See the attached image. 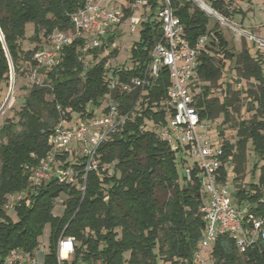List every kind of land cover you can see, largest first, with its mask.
I'll return each instance as SVG.
<instances>
[{
    "label": "trees",
    "instance_id": "obj_1",
    "mask_svg": "<svg viewBox=\"0 0 264 264\" xmlns=\"http://www.w3.org/2000/svg\"><path fill=\"white\" fill-rule=\"evenodd\" d=\"M211 8L227 17L231 13L225 0H210ZM85 0H0V84L8 85L10 66L14 76L24 67L42 74L41 84H31L18 111V121L10 118L0 126V264L15 249L32 254L45 225H48V246L44 264H56L57 240L71 236L72 256L62 264H192V256L203 236L205 193L201 188L195 161H177L175 152L163 140L160 131L167 128L171 108L166 103L168 71L159 69L156 78L139 95V88L121 91L120 84L142 77L150 60V50L161 36L156 18L159 0H148L139 31V39L130 49L127 67H109L107 57H98L102 50L89 51V65L78 59L82 39L75 38L61 47L58 61L40 66L34 53L40 43L59 29L71 26L69 16L83 7ZM174 13L183 24L185 35L194 44L206 34L207 16L191 0H171ZM201 3V2H199ZM204 6V5H203ZM206 7V6H204ZM123 17L132 11L122 8ZM236 12L234 9L232 13ZM31 23L29 38L34 46L22 49L25 26ZM109 29L106 28V31ZM206 50L201 52L198 67L200 82L215 84L220 79L225 60L234 61L238 72L236 83L243 77L256 82L255 89H245L251 119L234 123L237 139H223V155L217 179L224 185L231 168L235 192L233 200L251 204L249 212L264 213V51L250 52L242 48L236 53L216 24L208 32ZM114 35L106 37L112 43ZM253 45V44H252ZM254 46V45H253ZM109 55H116L113 49ZM22 69V70H21ZM111 80L114 85L111 86ZM236 86V84H235ZM220 101L212 97L207 85H199L194 102L201 119L221 115L222 125L230 123L232 112L238 111L242 89H232L227 81ZM118 103V114L125 115L117 130L108 133L96 149V169L86 170L88 155L75 149L56 151L50 165L52 171L71 168L70 183L53 175L37 186H30L34 169L52 149L49 136L65 108L77 113L81 121L95 115L106 98ZM106 105L101 113L107 112ZM66 119L70 116L67 113ZM18 130H16V128ZM250 141L259 161L258 183L242 187L246 163V145ZM77 150V149H76ZM187 154V153H186ZM72 157V158H71ZM192 168L191 180L178 181L177 165ZM112 167L108 172L104 165ZM81 187H84L82 190ZM24 193L13 206L16 219L6 212L7 195ZM63 197L60 214L54 213L53 200ZM59 206V205H58ZM254 207V208H253ZM210 264H264V241L239 253L233 239L217 237L207 253Z\"/></svg>",
    "mask_w": 264,
    "mask_h": 264
},
{
    "label": "built area",
    "instance_id": "obj_2",
    "mask_svg": "<svg viewBox=\"0 0 264 264\" xmlns=\"http://www.w3.org/2000/svg\"><path fill=\"white\" fill-rule=\"evenodd\" d=\"M196 1L199 3L201 0ZM147 2L148 0H126L125 4L120 5L121 10L117 12L110 9V4H117L115 0H85L83 7L70 14L71 26L65 30L53 31L45 42L48 45L38 49L33 57L40 66L54 65L58 61L61 47L71 43L75 38H80L82 45L78 59L87 67L89 65L87 55L90 50L103 45L106 28L118 25L123 20L122 8L133 11L139 6L145 8ZM159 3L156 18L161 25V36L150 50V60L145 73L142 77L132 78L129 84H120V90L129 91L137 87L140 95L150 85L151 78L157 77L161 67L167 69L169 85L166 103L171 108V114L168 126L160 131V136L172 148L173 143L182 145L187 155L195 161L199 182L205 193L203 206L205 229L193 253L192 264H210L208 250L220 235H229L239 253L245 252L259 241H264V213L255 215L249 212L251 206L249 202H246L244 207L236 208L226 186L217 179L223 155L221 147L223 139L217 136L220 143L215 145L211 142L208 133L213 122L201 119L193 97L201 85L197 72L199 56L206 50L208 36L200 35L194 44H190L183 24L174 13L171 0H159ZM199 5L218 19H224L203 2ZM226 25L238 33L243 32L237 25L229 22ZM245 34L254 43L255 48L264 51V38L246 32ZM30 80L32 84H41L35 69L32 70ZM114 82L111 80V86ZM107 107V112L95 115L88 121L75 123L74 126L66 125L63 119L57 123L48 139L52 149L34 169L30 176V186H37L53 175L57 176L60 182L73 181L74 171L71 168L57 171L50 169L55 152L67 150L71 143L80 145L82 151L88 155L86 170L96 169L95 155L99 143L108 133L117 130L125 117L118 114V103L110 101ZM183 173L185 180L190 181L192 168L188 164L184 166ZM19 199L21 196L15 193L7 195L5 208L12 209ZM259 201L263 202L264 197ZM62 203V196H57L53 200L55 206ZM45 251V243L40 241L32 254L15 249L2 264H44ZM73 251V237L61 234L56 245V264H62L63 260L69 259Z\"/></svg>",
    "mask_w": 264,
    "mask_h": 264
},
{
    "label": "rangeland",
    "instance_id": "obj_3",
    "mask_svg": "<svg viewBox=\"0 0 264 264\" xmlns=\"http://www.w3.org/2000/svg\"><path fill=\"white\" fill-rule=\"evenodd\" d=\"M117 2L116 5L110 4V9H113L117 12L121 10L122 4L126 3V0H115ZM198 8H200L199 3L197 1L191 0ZM205 5L211 7L210 0H201ZM226 8L231 13L229 16L225 17L221 13L217 12L218 15L222 16L224 19L220 20L215 15L210 14L205 11L202 7L200 8L207 16V24H206V34L211 32L214 26L217 24L218 29L222 31L225 37L229 40L231 46L233 47L236 53L240 52L242 48L249 49L250 52H254L255 45L252 41L246 36L245 32L257 37L264 38V0H225ZM107 4V2H106ZM236 12L232 13V10ZM132 11V10H131ZM144 11H148L144 7L139 6L138 8L133 9L132 14L126 17H123V20L118 24L111 26L104 35V42H103V50L101 54L98 56L100 57H107V65L109 67H127L129 65L128 59L130 58V49L134 42L138 41L139 39V31L141 29V20L144 17ZM229 22L231 24L237 25L238 28L243 29V32L238 33L234 31L232 28L226 25ZM33 26L31 23L26 24L25 26V39L22 41V49L23 51L30 50L34 44L29 39L32 35ZM114 35V39L112 43H107L106 37L109 35ZM254 46H253V45ZM45 42L40 43V47L47 46ZM115 49L116 55H109L110 52ZM262 51V50H261ZM22 63V73L19 75L17 74L16 77L13 73V83L12 88L10 89V75H9V82L8 85L0 84V126L6 121V119L10 118L13 122L18 121V111L23 102V98L27 95L29 87L31 86L32 82L30 80V76L32 74V70H29L24 67V62ZM234 61L225 60V66L222 70V74L220 79L215 84L201 82V85H207L210 88V93L212 97H217L220 101L223 98V89L227 81H230L232 89H242L240 94V103L236 104L239 105L238 111L232 112V120L230 123L222 125V139H228L230 141H235L237 139L236 136V128L234 123L241 119H251L254 111L248 110L246 102L248 98L246 97L245 89H255L256 82L250 81L246 78H241L237 83L234 80L235 78L238 79V72L235 68ZM37 76L40 78V82L43 78L42 74H38ZM236 84V86H235ZM239 85V86H238ZM111 99V98H110ZM110 99L107 97L101 107L95 109L96 114L101 113V109L104 108L110 102ZM69 114L70 118L66 119V114ZM79 115L75 112H72L70 108H65V110L61 111L59 114V121L63 119V123L66 125L74 126L75 123H80ZM170 117H168V121ZM213 122L211 126V130L208 133V136L211 142L215 145L219 144L218 130L220 123L222 121V116L218 115L211 119ZM19 127L16 128L18 130ZM0 142H5L4 138L0 137ZM173 148L176 147V143L172 144ZM70 149H75L73 155L79 153L82 149L80 145L75 143H71L69 145ZM77 149V150H76ZM81 149V150H80ZM175 157L177 161L181 158L187 159V163L191 164L193 160L182 150H177L175 152ZM72 158V157H71ZM44 159V158H42ZM257 161L256 155L252 149V145L250 141H248L246 145V163L244 166V178L241 182L242 187L250 184V183H258L259 177V167L262 164L261 161L257 164V169L255 170L254 174L251 173L252 167L254 163ZM104 168H107V171L110 173L112 172V167L107 164L104 165ZM179 179L178 181H182V174L184 167L178 163L177 165ZM227 181H226V188L228 190L229 195L231 196L232 203L236 208L239 206L244 207L246 205V201H243L241 205H238L234 202L232 194L235 192V187L232 182L233 180V172L231 168L227 169ZM19 196H24V193H15ZM54 205V204H53ZM62 211V207L59 205H54V213L60 214ZM6 212L12 217L13 220L16 219L15 211L14 210H6ZM48 232L49 228L48 225H45L43 229V233L40 236V241L45 243V246H48Z\"/></svg>",
    "mask_w": 264,
    "mask_h": 264
},
{
    "label": "water",
    "instance_id": "obj_4",
    "mask_svg": "<svg viewBox=\"0 0 264 264\" xmlns=\"http://www.w3.org/2000/svg\"><path fill=\"white\" fill-rule=\"evenodd\" d=\"M196 1V0H194ZM10 79H11V82H10V89L12 88V83H13V70H12V67L10 66Z\"/></svg>",
    "mask_w": 264,
    "mask_h": 264
},
{
    "label": "bare ground",
    "instance_id": "obj_5",
    "mask_svg": "<svg viewBox=\"0 0 264 264\" xmlns=\"http://www.w3.org/2000/svg\"><path fill=\"white\" fill-rule=\"evenodd\" d=\"M201 2V1H200ZM202 3V2H201Z\"/></svg>",
    "mask_w": 264,
    "mask_h": 264
}]
</instances>
